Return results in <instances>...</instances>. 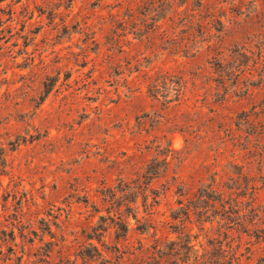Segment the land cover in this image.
Segmentation results:
<instances>
[{"label":"rangeland","instance_id":"374dc122","mask_svg":"<svg viewBox=\"0 0 264 264\" xmlns=\"http://www.w3.org/2000/svg\"><path fill=\"white\" fill-rule=\"evenodd\" d=\"M0 264H264V0H0Z\"/></svg>","mask_w":264,"mask_h":264}]
</instances>
